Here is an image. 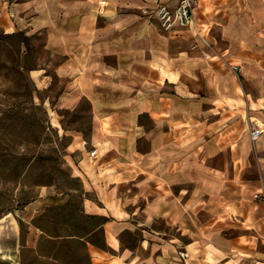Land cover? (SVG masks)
I'll list each match as a JSON object with an SVG mask.
<instances>
[{
    "label": "crops",
    "instance_id": "crops-1",
    "mask_svg": "<svg viewBox=\"0 0 264 264\" xmlns=\"http://www.w3.org/2000/svg\"><path fill=\"white\" fill-rule=\"evenodd\" d=\"M156 5L0 0L7 32L8 8L21 31L48 30L67 80L59 106L90 108L89 142L74 132L68 146L103 235L81 239L87 264H195L197 251L200 264H264V132L250 138L264 129V0H197L194 25L168 34L144 14Z\"/></svg>",
    "mask_w": 264,
    "mask_h": 264
},
{
    "label": "rangeland",
    "instance_id": "rangeland-1",
    "mask_svg": "<svg viewBox=\"0 0 264 264\" xmlns=\"http://www.w3.org/2000/svg\"><path fill=\"white\" fill-rule=\"evenodd\" d=\"M7 14L16 29L0 26V264H87L81 239L101 243L103 235L94 232L100 220L84 214L92 195L68 164V146L74 132L89 142L90 108L86 102L73 111L59 106L67 80L58 73L63 57L51 50L48 30L31 21V30L21 31L25 16L18 20L10 8ZM40 197L67 202L28 212ZM201 256L197 251L193 262L202 263Z\"/></svg>",
    "mask_w": 264,
    "mask_h": 264
},
{
    "label": "built area",
    "instance_id": "built-area-1",
    "mask_svg": "<svg viewBox=\"0 0 264 264\" xmlns=\"http://www.w3.org/2000/svg\"><path fill=\"white\" fill-rule=\"evenodd\" d=\"M156 7L152 10L145 11L144 14L154 18L159 28L165 33H171L176 30H182L190 28L194 25V10L197 0H179L175 8H170L161 0H156ZM264 129L253 124L250 129V138L255 142L263 134ZM95 152H91L93 156ZM181 257H185L183 253H180Z\"/></svg>",
    "mask_w": 264,
    "mask_h": 264
}]
</instances>
